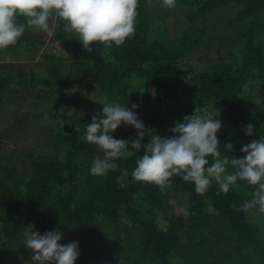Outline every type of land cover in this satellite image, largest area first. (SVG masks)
I'll list each match as a JSON object with an SVG mask.
<instances>
[{
  "label": "rangeland",
  "instance_id": "374dc122",
  "mask_svg": "<svg viewBox=\"0 0 264 264\" xmlns=\"http://www.w3.org/2000/svg\"><path fill=\"white\" fill-rule=\"evenodd\" d=\"M138 1L142 14L135 18L134 33L144 42L165 45L171 52L183 55L176 63L177 69L189 70L193 74L206 73L213 67L236 72L246 70L245 82L211 93L186 82L178 92L167 93L159 79L148 78L146 81V76L138 71V64L134 62L129 79L119 84L118 95L112 101L129 108L133 103L138 104L139 108L134 110L136 115L149 120L182 118L183 121V117L193 114L196 107L206 106L214 116L219 115L215 110L220 112L217 118L222 122V128L217 137L223 135L225 142L238 145L259 139L264 134V80L258 79L246 67L245 59L255 56L257 47L264 56V11L244 17L239 14L242 8L234 3L205 12L202 5L209 0H174V7H165L163 0ZM18 22L23 23L24 18H18ZM250 22L255 26L263 23L261 32L250 30ZM65 23L53 14L49 18L53 29L51 36L26 27L22 41L0 49V77L12 78L0 90V215L14 197V180L10 177L25 175L28 157H53L65 164L66 147L57 142L59 131H75L79 125L81 131L76 132V139L85 142L87 124L93 115L102 112L103 107L97 109L102 92L91 76L82 78L77 87L62 91L60 99L57 98L60 85L66 81L65 76L71 68L73 41L79 39L75 32L64 30ZM50 55L64 61L45 58ZM81 57L94 69L105 60L104 54ZM249 123L254 125V137L243 130ZM112 135L118 140L130 139L118 130ZM97 156H102L98 147L90 158L78 157V162L91 169ZM56 189L65 192L67 186ZM145 211L161 230L166 228L168 219L178 216L186 219L184 211L166 199L145 206ZM206 211L215 214L209 206ZM19 212L23 216L27 209L22 207ZM219 227L220 221L211 219L202 224L194 236L197 242L212 244L213 254L224 264H230L223 257L226 250H233L234 245ZM260 233L264 247V228ZM136 235L135 226L122 216L113 224L97 225L89 235L71 232L62 241L67 244L78 242L79 247L87 243L91 245L87 259L80 258L77 264H120V259L127 264L129 253L136 245ZM180 236L185 241L182 233ZM2 243L4 236L0 222ZM15 261L31 264V253H19ZM253 264L260 262L254 258Z\"/></svg>",
  "mask_w": 264,
  "mask_h": 264
},
{
  "label": "trees",
  "instance_id": "16d2710c",
  "mask_svg": "<svg viewBox=\"0 0 264 264\" xmlns=\"http://www.w3.org/2000/svg\"><path fill=\"white\" fill-rule=\"evenodd\" d=\"M230 3L240 6L242 9L239 14L244 17L264 11V0H209L202 8L205 12L214 11ZM138 4L140 5L139 1ZM138 4L136 17L142 14ZM262 28L263 23H258L256 26L251 24L249 29H258V32H261ZM186 38L187 36L184 37ZM73 47L71 68L65 76L66 81L60 85L58 99L62 91L74 89L82 78L91 76L102 92L101 99L107 96L110 102L118 95L119 84L129 79L134 62L138 64V71L146 76V81L148 78L159 79L167 93L178 92L186 82L195 87L201 86L210 93L222 88L236 87L245 82L244 69L242 72H236L213 67L206 73L197 74L177 69L176 63L183 55L171 52L165 45L144 42L135 33L120 46L114 43L111 47L94 44V51L91 53L84 50L79 40L73 41ZM255 51V56L245 59V65L258 79L264 80V56L258 47ZM99 54H104L105 60L96 69L81 57ZM45 58L64 61L55 55ZM146 65L149 67H145ZM11 80L10 77H0V90ZM102 107L100 104L98 111ZM138 118L146 130L155 131L161 136L172 135L169 129L175 127L177 121L182 122V118ZM117 130L129 138L137 137L135 128L131 126L124 125ZM65 133L59 131L57 141L59 144L64 143L66 147L65 164L53 157L30 155L25 175L19 178L10 177L14 180V197L9 205L2 209L0 215L4 236V243L0 244V264H19L15 261L19 253H30L23 243V231L29 225L34 226L41 235L58 229L65 238L71 232L89 235L97 225L113 224L122 216L135 226L137 234L136 245L129 253L127 264H224L220 257L213 254L212 244L197 242L194 236L198 228L211 219L220 221L219 231L230 238V244L234 245L233 250H226L223 257L225 262L253 264L255 258L260 264H264L263 239L260 233V229L264 228L261 227L264 225V213H260L258 208L244 212L234 210L231 206L235 203L239 209L246 200L253 198L252 194L258 186L238 180L224 193L213 181L207 191L198 194L194 183L185 182L180 176L172 177L170 186L165 188L153 183L136 182L131 173L136 167V160L143 152L131 149L127 158L117 161L119 170L109 171L104 176H94L88 165L78 162V157L90 158L97 146L86 141L78 142L76 131L69 130ZM217 138L221 142V158H243L241 149L248 143H232L233 151L229 152L225 144L231 142H225L223 135ZM149 140L150 137L146 135L143 143L146 144ZM208 159L210 166L212 158ZM124 170L129 176L127 186L121 188L116 178ZM62 185H66L67 190L57 191L56 188ZM164 199L172 201L177 208L184 211L186 219L184 216L168 219L166 228L161 230L154 218L146 214L145 206L156 205ZM207 206L211 207L215 214H209L206 211ZM22 207L27 209L23 216L19 214ZM181 233L185 241L182 240ZM60 243L67 245L62 240ZM90 250L91 245L88 243L80 246L76 264L80 258L87 259ZM248 256H251V259Z\"/></svg>",
  "mask_w": 264,
  "mask_h": 264
},
{
  "label": "clouds",
  "instance_id": "9594fccd",
  "mask_svg": "<svg viewBox=\"0 0 264 264\" xmlns=\"http://www.w3.org/2000/svg\"><path fill=\"white\" fill-rule=\"evenodd\" d=\"M138 0H0V49L15 45L24 34L26 27L41 30L52 35L49 18L55 15L65 21V31L75 32L85 51L93 52L92 45L111 47L122 45L134 33ZM165 7H174V0H163ZM24 22H18V18ZM102 112L93 115L87 124L84 139L98 147L102 156L94 159L90 172L104 176L109 171L119 170L118 160L127 158L129 148L143 154L136 160L131 177L136 182L153 183L161 188L170 186L174 176L185 182H193L198 194L208 190L213 181L220 191L227 193L236 182L245 181L258 186L251 200H246L239 209L247 212L258 208L264 213V134L243 146V158H221L220 141L217 133L222 122L206 106L196 107L193 114L185 115L169 129L170 136H161L145 129L136 115L139 105L131 108L120 103L109 102L107 96L99 102ZM127 125L135 128L136 138L115 139L112 135L118 128ZM243 130L248 136H255L254 125L249 123ZM75 131H81L79 125ZM150 140L143 141L145 136ZM227 151H233V144H225ZM209 157L212 163L209 166ZM129 173L124 170L116 178L121 188L127 186ZM23 243L31 253V264H76L79 257L78 242L62 245L60 230L48 231L41 235L34 226L23 231ZM120 264H123L120 259Z\"/></svg>",
  "mask_w": 264,
  "mask_h": 264
},
{
  "label": "crops",
  "instance_id": "0c3cea01",
  "mask_svg": "<svg viewBox=\"0 0 264 264\" xmlns=\"http://www.w3.org/2000/svg\"><path fill=\"white\" fill-rule=\"evenodd\" d=\"M22 37H23V35L19 38L20 41H22V39H21ZM19 40L17 42H20Z\"/></svg>",
  "mask_w": 264,
  "mask_h": 264
}]
</instances>
